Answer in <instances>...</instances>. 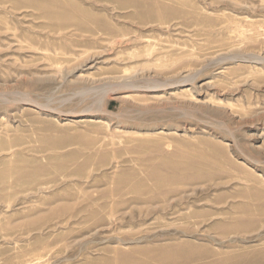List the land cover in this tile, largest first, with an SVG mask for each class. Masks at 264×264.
Returning <instances> with one entry per match:
<instances>
[{
	"label": "rangeland",
	"instance_id": "374dc122",
	"mask_svg": "<svg viewBox=\"0 0 264 264\" xmlns=\"http://www.w3.org/2000/svg\"><path fill=\"white\" fill-rule=\"evenodd\" d=\"M0 264H264V0H0Z\"/></svg>",
	"mask_w": 264,
	"mask_h": 264
}]
</instances>
